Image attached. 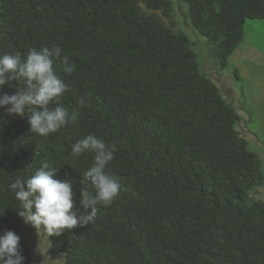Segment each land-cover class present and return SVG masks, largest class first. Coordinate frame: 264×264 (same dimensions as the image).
Instances as JSON below:
<instances>
[{
	"label": "trees",
	"instance_id": "trees-1",
	"mask_svg": "<svg viewBox=\"0 0 264 264\" xmlns=\"http://www.w3.org/2000/svg\"><path fill=\"white\" fill-rule=\"evenodd\" d=\"M183 1L185 20L221 66L245 20L264 17V0ZM172 9L171 0H0V55L60 46L54 68L69 91L59 103L78 116L41 136L31 131L32 106L23 116L0 107V232L20 236L23 264L34 263L9 185L46 163L58 169L54 178L73 182L79 216L80 174L94 154L74 156L71 146L88 134L115 147L106 171L128 190L98 205L89 225L59 236L41 225L64 264H264V201L251 195L264 186L262 159L194 43L173 29ZM64 57L75 72L63 71ZM24 87L10 79L0 95Z\"/></svg>",
	"mask_w": 264,
	"mask_h": 264
},
{
	"label": "clouds",
	"instance_id": "clouds-1",
	"mask_svg": "<svg viewBox=\"0 0 264 264\" xmlns=\"http://www.w3.org/2000/svg\"><path fill=\"white\" fill-rule=\"evenodd\" d=\"M61 52V47L53 44L39 50L32 48L23 59L19 52L0 55V89L9 85L10 79L23 81L25 85L14 94L0 95V107L9 106L6 109L9 114L23 116L26 107L32 106L29 115L31 131L41 136L78 120L76 113L59 103V98L69 91V85L54 68ZM62 63L65 73L76 71L75 64L67 57ZM83 102L80 100L81 104ZM50 104L55 106L49 107ZM71 152L74 156L94 154L92 165L80 174V204L85 211L79 216L73 211V182L54 178L58 169L49 168L46 163L28 178H17L9 185L19 202L18 215L24 223L36 229L43 225L48 236H59L64 230L89 225L95 220L98 205L107 207L121 191L128 190L119 177L106 171L114 159V146L109 147L102 139L88 134L72 144ZM20 239L13 230L0 232V264H23L25 257Z\"/></svg>",
	"mask_w": 264,
	"mask_h": 264
},
{
	"label": "rangeland",
	"instance_id": "rangeland-1",
	"mask_svg": "<svg viewBox=\"0 0 264 264\" xmlns=\"http://www.w3.org/2000/svg\"><path fill=\"white\" fill-rule=\"evenodd\" d=\"M171 1L173 29L183 32L194 43L203 70L216 82L226 100L236 107L240 115L237 129L248 140L250 149L261 157L264 173V17L245 20L242 42L228 57L227 64L221 66L208 55L211 47L206 37L185 20L183 12L188 11V4L183 0ZM152 13L165 25L169 23L170 18L164 19L161 10ZM251 195L264 201V186L253 189ZM22 233L34 264H64L62 254L54 256L49 252V239L40 228L22 221Z\"/></svg>",
	"mask_w": 264,
	"mask_h": 264
}]
</instances>
